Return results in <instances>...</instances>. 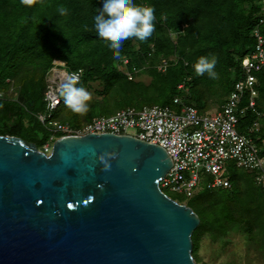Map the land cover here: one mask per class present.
Wrapping results in <instances>:
<instances>
[{"label": "trees", "instance_id": "obj_1", "mask_svg": "<svg viewBox=\"0 0 264 264\" xmlns=\"http://www.w3.org/2000/svg\"><path fill=\"white\" fill-rule=\"evenodd\" d=\"M141 6L155 9V31L145 42L130 38L123 43L121 58L115 60L110 48L97 37L93 17L102 7V0H0V135L20 137L40 148L52 143L53 134L39 122L36 115L45 111L43 100L46 76L54 60L63 61L68 70H82L78 86L100 82L101 99L91 104L116 102V110L143 106H169L177 110L173 98L204 113L217 105L219 109L241 78L242 59L256 45L254 30L264 36V26L258 25L260 4L256 0H134ZM63 6L67 16L57 11ZM170 33L176 34L174 38ZM215 56L216 79L197 76L194 65L200 57ZM127 58L124 65L122 59ZM168 61L164 71L156 66ZM146 74L145 83L136 79ZM258 96L255 108L262 113L259 131L250 133L261 146L264 140V74L257 73ZM183 84V89L177 86ZM15 92V98H10ZM245 93L240 106L246 105ZM91 104H89V109ZM92 105V106H93ZM114 111V112H115ZM54 119L72 128L81 127L94 115L74 114L62 103ZM16 122L8 124L7 119ZM256 119L247 109L240 117L238 131L246 132ZM40 133V135H39ZM55 138L60 133L53 134ZM264 154V150L262 151ZM230 187L203 189L186 205L199 216L200 224L192 235V255H195L203 234L212 238L225 236L233 228H241L264 254V194L253 195L252 175L227 165ZM167 192V193H166ZM181 203L182 196L169 195ZM170 194H174L169 192Z\"/></svg>", "mask_w": 264, "mask_h": 264}, {"label": "water", "instance_id": "obj_2", "mask_svg": "<svg viewBox=\"0 0 264 264\" xmlns=\"http://www.w3.org/2000/svg\"><path fill=\"white\" fill-rule=\"evenodd\" d=\"M172 164L129 135H63L48 154L0 135V264H200L199 216L159 187Z\"/></svg>", "mask_w": 264, "mask_h": 264}, {"label": "built area", "instance_id": "obj_3", "mask_svg": "<svg viewBox=\"0 0 264 264\" xmlns=\"http://www.w3.org/2000/svg\"><path fill=\"white\" fill-rule=\"evenodd\" d=\"M260 4L258 25L264 26V0ZM256 45L249 55L241 61L242 75L225 102L215 111L199 113L197 108L184 102L180 96L173 98L174 110L169 106H143L116 110L110 115L93 117L81 127L72 128L67 123L54 119L53 114L61 104L60 84L70 74H76L79 82L82 70L67 71L65 63L54 60L46 76V88L43 100L45 111L36 115L40 123L53 134L83 135L86 133H111L129 135L145 142L156 144L166 150L172 166L159 182L162 191H169L189 200L200 190H214L230 187L227 177V165L233 162L237 168L252 175L253 182L264 194V140L258 146L250 133L259 131L262 113L255 108L258 96L257 73L264 74V36L259 29L254 30ZM126 65L128 59H122ZM168 61L161 59L156 68L164 71ZM183 84L177 86L183 89ZM245 93H249L248 102L240 106ZM1 96V94H0ZM247 109L255 113L256 119L246 132H240L237 126L240 117ZM50 136V141L56 138Z\"/></svg>", "mask_w": 264, "mask_h": 264}, {"label": "clouds", "instance_id": "obj_4", "mask_svg": "<svg viewBox=\"0 0 264 264\" xmlns=\"http://www.w3.org/2000/svg\"><path fill=\"white\" fill-rule=\"evenodd\" d=\"M57 11L61 16L68 15V9L63 6L58 7ZM154 12L153 7L138 5L134 0H102L99 13L93 17V28L97 37L110 48V55L119 60L126 40L136 38L140 42H145L152 36L155 31ZM216 63L215 56L200 57L194 65V71L197 76L207 74L208 78L216 79L218 77L214 70ZM78 84L79 77L76 74L66 77L59 86L61 103L63 98L64 104L71 112L84 115L89 111L92 94ZM101 163L105 171L109 170L110 163L107 159L102 157Z\"/></svg>", "mask_w": 264, "mask_h": 264}, {"label": "rangeland", "instance_id": "obj_5", "mask_svg": "<svg viewBox=\"0 0 264 264\" xmlns=\"http://www.w3.org/2000/svg\"><path fill=\"white\" fill-rule=\"evenodd\" d=\"M170 37L174 38L176 34L170 33ZM69 72V70L67 69ZM136 79L148 83L150 78L142 73L136 76ZM92 94V103L95 99H101L102 97L98 92L103 90V86L100 82H90L86 87ZM16 93L13 92L10 98H15ZM91 104L87 115L91 114L94 116L100 115H110L114 113L116 109V102L100 103L99 105ZM218 106L214 105L210 111L217 110ZM84 117V115H80ZM8 124H13L16 122L15 118H10L6 120ZM40 135V133H39ZM52 143H45L40 148V151L46 154L50 153ZM231 162H229L230 164ZM251 192L257 197H263L262 190L255 184H250ZM167 193V192H166ZM169 195H176L170 194ZM179 196V195H176ZM188 200H183L181 203L185 204ZM193 259L200 264H264V254L258 248V244L248 238V235L241 229L233 227L227 235L212 238L207 233L203 234L200 239V245L195 255H192Z\"/></svg>", "mask_w": 264, "mask_h": 264}, {"label": "flooded vegetation", "instance_id": "obj_6", "mask_svg": "<svg viewBox=\"0 0 264 264\" xmlns=\"http://www.w3.org/2000/svg\"><path fill=\"white\" fill-rule=\"evenodd\" d=\"M29 142V141H28Z\"/></svg>", "mask_w": 264, "mask_h": 264}]
</instances>
